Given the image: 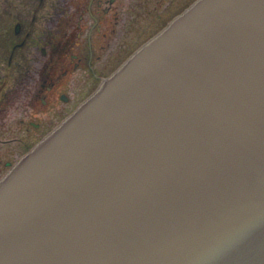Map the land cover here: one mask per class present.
Listing matches in <instances>:
<instances>
[{
  "label": "water",
  "instance_id": "water-1",
  "mask_svg": "<svg viewBox=\"0 0 264 264\" xmlns=\"http://www.w3.org/2000/svg\"><path fill=\"white\" fill-rule=\"evenodd\" d=\"M0 264H264V0H196L23 155Z\"/></svg>",
  "mask_w": 264,
  "mask_h": 264
},
{
  "label": "flooded vegetation",
  "instance_id": "flooded-vegetation-1",
  "mask_svg": "<svg viewBox=\"0 0 264 264\" xmlns=\"http://www.w3.org/2000/svg\"><path fill=\"white\" fill-rule=\"evenodd\" d=\"M165 1L4 0L0 177L120 64L122 53L165 26ZM182 1L173 12L194 0Z\"/></svg>",
  "mask_w": 264,
  "mask_h": 264
},
{
  "label": "rangeland",
  "instance_id": "rangeland-1",
  "mask_svg": "<svg viewBox=\"0 0 264 264\" xmlns=\"http://www.w3.org/2000/svg\"><path fill=\"white\" fill-rule=\"evenodd\" d=\"M75 1L76 0H73V2H75ZM178 1H180V0H166L165 1V22L167 20H169L174 14H176L177 11L173 12V10L176 9V8H174V6H176V3ZM184 1L185 0H183L182 2H184ZM3 10H4V0H0V17L4 18L5 14H4ZM129 44H130V42H128V45ZM137 44H138V42L135 45L134 44L133 45L136 46ZM2 49H3V44H2V40L0 38V50L2 51ZM127 54H129V53H122L121 58L123 59ZM13 82H15V80ZM13 82H11V83H13ZM2 101H3V95L1 94L0 95V102H2ZM25 101H26V103L29 101L28 95H26ZM11 123H13V122H11Z\"/></svg>",
  "mask_w": 264,
  "mask_h": 264
}]
</instances>
